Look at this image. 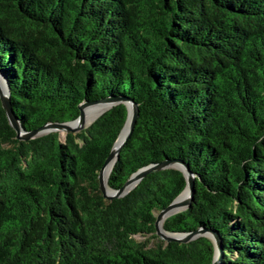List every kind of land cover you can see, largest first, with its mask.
Masks as SVG:
<instances>
[{"label":"trees","instance_id":"trees-1","mask_svg":"<svg viewBox=\"0 0 264 264\" xmlns=\"http://www.w3.org/2000/svg\"><path fill=\"white\" fill-rule=\"evenodd\" d=\"M0 72L26 130L77 119L83 101L133 99L108 185L187 163L192 201L164 229L216 233L220 264H264V0H0ZM127 112L24 141L0 100V264L213 263L210 238L156 234L186 186L180 170L103 196L98 174Z\"/></svg>","mask_w":264,"mask_h":264},{"label":"water","instance_id":"water-1","mask_svg":"<svg viewBox=\"0 0 264 264\" xmlns=\"http://www.w3.org/2000/svg\"><path fill=\"white\" fill-rule=\"evenodd\" d=\"M0 100L2 107L6 113L7 119L16 131V138L19 140H30L32 138L50 133L59 132L60 138L64 139L68 132H79L91 124L96 118H98L105 111L117 104H124L127 108V119L121 129L116 141L114 142L110 154L106 158L103 166L101 167L98 180L99 188L103 196L112 200L114 198H119L126 195L130 190H132L148 173L159 171L166 168H176L180 170L186 179V186L183 191L166 207H164L156 216L155 229L156 234L166 242L177 241V242H189L199 236H206L210 238L215 246V255L212 264H220L222 257V247L220 237L209 230L204 228H199L192 232H169L163 227V223L166 218L172 216L180 211L185 210L190 205L195 187L196 175L190 169L187 163L182 161H170L165 160L162 162L150 164L145 166L135 173H133L119 189H114L108 185V177H105V171L107 166L112 163V167L118 158L120 150L126 144L128 139L131 137L134 127L139 116V105L133 99L123 96H109L101 100L96 101H83L79 105L80 114L77 119L69 122H52L42 125L34 130H26L20 123L18 116L15 114L11 99H10V88L5 76L0 72ZM102 105L105 109L96 118H94L89 124L85 121V109L93 105ZM64 134V135H63ZM112 170V168H111ZM111 172V171H110ZM187 192V196L184 193Z\"/></svg>","mask_w":264,"mask_h":264},{"label":"bare ground","instance_id":"bare-ground-1","mask_svg":"<svg viewBox=\"0 0 264 264\" xmlns=\"http://www.w3.org/2000/svg\"><path fill=\"white\" fill-rule=\"evenodd\" d=\"M105 109L104 106L98 104V105H93L85 109V121L87 124H89L94 118H96L102 111ZM112 168V163H110L105 171V177H109L110 171ZM184 196H187V192L184 193Z\"/></svg>","mask_w":264,"mask_h":264},{"label":"rangeland","instance_id":"rangeland-1","mask_svg":"<svg viewBox=\"0 0 264 264\" xmlns=\"http://www.w3.org/2000/svg\"><path fill=\"white\" fill-rule=\"evenodd\" d=\"M63 135H64V134H63ZM137 238H138V239H142V237H140V236H137Z\"/></svg>","mask_w":264,"mask_h":264}]
</instances>
